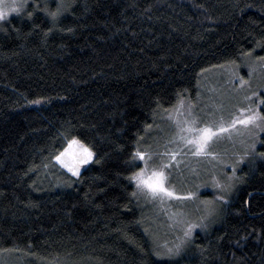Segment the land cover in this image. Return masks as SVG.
I'll return each instance as SVG.
<instances>
[{
    "label": "trees",
    "instance_id": "16d2710c",
    "mask_svg": "<svg viewBox=\"0 0 264 264\" xmlns=\"http://www.w3.org/2000/svg\"><path fill=\"white\" fill-rule=\"evenodd\" d=\"M225 67L264 70V0H32L0 20V264H264V133L179 256L156 255L129 179L158 117ZM73 138L93 152L79 175L55 159Z\"/></svg>",
    "mask_w": 264,
    "mask_h": 264
},
{
    "label": "rangeland",
    "instance_id": "374dc122",
    "mask_svg": "<svg viewBox=\"0 0 264 264\" xmlns=\"http://www.w3.org/2000/svg\"><path fill=\"white\" fill-rule=\"evenodd\" d=\"M30 1L32 0H26L25 5ZM39 1L58 3L60 0ZM12 2L13 0H4V3ZM16 2L20 3L23 0H16ZM0 8H3V4H0ZM13 13L9 12L8 15ZM217 72L212 75L214 79L210 80L215 81L217 87L210 84V91L206 93L201 90L195 104L184 100L179 101L174 108L158 117L142 138L141 146L136 149V151L151 154L145 178L151 175L153 170H160L162 164L170 165L164 169L169 177L165 186L174 190L175 197L154 198L146 188L143 190L137 188L140 202L143 206L145 204L149 206L145 205L146 212L153 213L147 223L151 227H156L158 236L155 238V242H157V247L159 246L163 251L172 246V240L164 241L172 238V232H178L182 236L177 243L184 240L185 244L186 240L190 238V236L184 237L188 223L201 225L194 227L191 230V235L195 230L203 228L204 225L203 230L211 224L219 213L220 205L227 203V198L235 186L238 168L246 164L248 158L254 154L255 147L253 145L259 143L258 136L264 133L262 130L264 129V120L260 115L261 101L264 97V70L253 67L250 69L249 77L242 79L234 67H225L223 74L226 76L225 82H228L229 85L220 83L221 80H218V76L221 75V71ZM205 85L208 88V82ZM205 85H201V89ZM241 109L245 111L242 113ZM253 114L258 117L255 123L237 124L234 127H229L233 118L243 119L245 115ZM191 119L196 121L194 126L198 128L206 125L212 126L214 129L216 127L228 128V131L219 134L211 142L209 148L211 154L192 155L178 139L179 129L183 126V122ZM257 123L260 127L256 126ZM170 141L172 142L170 143ZM76 150L77 146H73V151ZM173 152L176 153L175 160H171L170 155H162ZM70 156L71 154L65 159H70ZM134 160L138 164L135 173H138L145 167V163L138 159ZM83 165H80V168ZM60 166L69 172L62 164ZM134 183L137 187L136 181ZM188 193H193V196L185 198ZM220 196H223L224 199L219 200ZM210 212L211 214H209ZM202 217L206 218L202 220ZM0 261L12 262L8 255H0Z\"/></svg>",
    "mask_w": 264,
    "mask_h": 264
},
{
    "label": "snow or ice",
    "instance_id": "6c2138e0",
    "mask_svg": "<svg viewBox=\"0 0 264 264\" xmlns=\"http://www.w3.org/2000/svg\"><path fill=\"white\" fill-rule=\"evenodd\" d=\"M26 0H23V2L17 3L16 0H13L12 3H4V0H0V4H3V8H0V20H3L7 17L9 12L18 13L20 10L25 6ZM38 7V5H37ZM61 10H67L66 6L61 3L57 5V11L55 12H48L46 11V14L52 18L53 23H55L56 19L58 18ZM32 16V13H29V17ZM47 35V33H45ZM38 103L39 101H35ZM261 103H264V100L261 101ZM245 110L241 109V112L243 113ZM258 120L257 115H245L243 119L239 118H233L232 124L229 127H234L237 124L240 125H248L255 123ZM196 121L194 119L191 120H185L183 122V126L180 127V135L178 136V139L182 141L183 147H186L187 150L192 155H202V154H211L209 152L210 144L216 138L219 134H222L226 131H228V128L225 127H216L215 129L212 126H204L202 128L195 127ZM257 127H260V125L257 123ZM264 130V129H262ZM172 141H170L171 143ZM73 146H77V150L73 151ZM255 147V145H253ZM194 149V151H192ZM71 154L70 159H65L66 156H69ZM164 156H169L171 160L176 159V153L173 152L171 154L169 153H163ZM264 155V154H262ZM134 159H138L141 161H144L145 167L142 168L138 173L133 174L129 177L130 180L136 181L137 188L143 190L146 188L152 197H175L176 193L174 190L170 189L169 187H166V181L168 180V176L166 175L164 169L169 167L170 165L162 164L160 166V170H153L151 172V175L147 176L145 178L147 173V165L149 161L151 160V154L139 151L137 150L133 154ZM57 161H59L65 168L68 169L69 172H71L73 175H79L80 174V165L87 164L89 161L93 159V152L84 144H82L79 140L76 138H73L68 142V147L64 149L63 152H61L59 155L55 157ZM133 195H136V193H133ZM193 196V193H188L187 197L185 198H191ZM219 200H223L224 197L220 196L218 197ZM211 214V212L209 213ZM206 217H202L201 219H205ZM201 225H196L192 223H188L187 227L184 231V237L187 238L191 235V230L194 227H200ZM184 245V240H181L179 243L175 244L172 248H168L167 252L160 253L157 252V256H167L169 258L179 256Z\"/></svg>",
    "mask_w": 264,
    "mask_h": 264
}]
</instances>
